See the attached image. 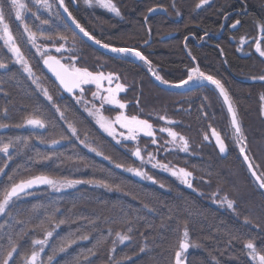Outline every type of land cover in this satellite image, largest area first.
<instances>
[{"label": "trees", "instance_id": "16d2710c", "mask_svg": "<svg viewBox=\"0 0 264 264\" xmlns=\"http://www.w3.org/2000/svg\"><path fill=\"white\" fill-rule=\"evenodd\" d=\"M70 1L73 17L96 39L113 47L141 51L152 68L170 83L187 79L191 67H199L219 79L232 99L243 140L237 141L222 99L211 85L184 91L164 90L152 80L144 62L98 50L69 26L75 35L68 36L66 41L59 39L57 30L64 20L57 0H48L50 9L34 0H24L29 9L24 23L36 34L41 52L69 64L71 57L76 56V67L118 76L119 81L109 85L104 80L102 87L115 88L117 82L125 85L126 90L118 94V99L126 107L101 108V101L93 97L97 91L94 84L83 85V92L65 95L44 72L43 60L28 41L23 25L15 20L14 12L9 18L6 11V22L17 45L22 47L18 42L23 41L30 46L26 59L32 76L15 62L16 58L0 41V62L7 65L0 68V124L7 125L0 128V144H12L11 133L15 130L24 133L21 148L28 164L25 174L18 178L11 168L6 179L0 180V194L11 186L10 180L6 182L9 177L19 183L34 176L102 180L112 190L89 183L61 191L46 184L33 186L38 189L31 191L37 192L32 198L22 201L14 198L10 204L6 211L10 217L8 226L0 222V249L7 250L11 239L18 245V253L13 254L15 264H23V257L30 256L33 250L32 241L44 239L47 232H52L37 264H174L186 229L187 240L195 245L183 253L186 264H253L244 244L251 240L257 249L264 250V192L253 182L241 159L240 148H245L255 171L264 178V102L260 99L264 96V81L253 79L264 75V57L254 48L261 37L259 25L264 24V0H210L200 9L196 8L199 0H113L120 16L99 7L95 0L92 6L84 0H75V7ZM156 7L164 9L163 12L148 15V9ZM235 20L240 25L230 30ZM41 21H47L46 26L39 25ZM241 38L246 41L241 43ZM60 44H64V49L57 52ZM43 89H48L52 102L45 98ZM86 109H100L110 120L120 112L147 119L153 125L157 143L152 144V137L142 133L137 141L123 140L119 133L126 135L127 130L116 124L117 139L121 140L118 144ZM161 115L174 123L166 124L159 119ZM28 118L42 119L45 127L27 125ZM69 122L77 129V135L69 131ZM161 127L184 136L188 151L181 152L176 145L166 143L171 137L160 132ZM50 130L54 131L51 140L46 138ZM213 130L224 137L223 155L213 140ZM52 138L60 141L57 147L52 146ZM86 138L112 162L89 151L81 143ZM176 143L180 144L179 140ZM137 146L145 160L152 153L155 156L152 163L159 161L176 170L184 168L191 172L188 179L192 187L168 171L153 168L152 163L141 165L131 155ZM64 147L76 149L87 158L88 167L74 174L33 167L36 162L30 158L31 153L62 152ZM14 151L16 147L12 144L9 152ZM3 156L0 153V161ZM116 163L142 167L157 183L116 168ZM225 198L233 202L232 208H228ZM59 202L62 207L56 208ZM246 220L250 223H245ZM109 230L127 232L138 241L143 252L139 249L131 257L115 256L107 242ZM85 236L88 238L83 239ZM69 241L72 242L67 246ZM62 245L65 251L60 252ZM39 247L36 245L35 249Z\"/></svg>", "mask_w": 264, "mask_h": 264}, {"label": "snow or ice", "instance_id": "6c2138e0", "mask_svg": "<svg viewBox=\"0 0 264 264\" xmlns=\"http://www.w3.org/2000/svg\"><path fill=\"white\" fill-rule=\"evenodd\" d=\"M36 4H39L43 6L46 9H50L51 5L48 3V0H34ZM85 4L92 6L93 0H84ZM210 3V0H199V3L196 5L197 9L202 8L205 5H208ZM60 7L64 9V12L68 14L69 20H71L72 24L75 25L77 29H79L80 33H83L85 37H87L88 40L93 41L95 44L99 45L100 47L104 49H108L109 51L113 53L120 54L122 56H128L131 55L140 61H143L144 64L148 65L149 71L152 73V75L155 77L157 81H159L161 84L168 85L170 87H185L188 84L192 83L195 87H204L205 82L207 85H213L215 88L219 91V94L221 97H223L224 104L227 105V110L231 115V125L235 130V135L237 138V141L243 140V133L241 129V125L237 119V113L235 110V107L233 105L232 99L229 96L228 91L225 89L224 85L221 83L219 79H216L213 75L206 74L205 72L201 71L199 67H191L188 69L187 72V79H182L176 84L170 83L168 80H165L161 75H159L151 66V61H149L141 51L136 50L135 48H127V47H113L110 46L107 43H102L100 40L96 39L94 35L90 34L77 20L75 17H73L72 13L68 10V8L64 4V0H59ZM95 4L98 5L101 8L106 9L107 11L115 14L116 16H120L121 12L117 5L113 3V0H95ZM174 6V5H173ZM157 9L150 8L148 11L154 12ZM6 11L7 15L10 18L12 13L15 14V20L19 21L23 27L24 32L27 34L28 41L33 45V47L37 48V53L41 56L44 65L47 67L48 71H50L53 76H55L56 80L59 82V85L69 93H72L74 89H80L81 92L84 91L83 85H95L97 88V91L93 93L94 99H99L101 101V108L104 107V105H112L115 108L119 109H125L126 104L121 102L120 99H118V94L124 92L125 85L122 83L117 82L115 85V88L108 87L103 88L102 82L104 80L108 81V84L111 85L114 80L119 81V77L109 73L107 76L104 75L102 72H92L89 71L87 68H79L76 67V61L77 57L72 56L71 60L72 63H61V60L56 58L55 56L48 55L46 52H41L40 48L36 45V34L31 31V29L28 27L26 23H24L25 20V14L29 11L27 4L24 2V0H0V41H3V44L5 47L8 48V51L12 53V55L16 58L15 62L17 64H20L23 68V70L28 73L29 77L32 76V69L28 63V60L25 58L24 54L22 53L20 47L16 43V38L14 37L9 23L6 22ZM180 13H177L179 15ZM33 16H36V13H32ZM37 19H40L39 16H36ZM42 23H47V21H41ZM240 23L239 20H237L232 26L236 27ZM259 31L261 33L260 39L257 40L255 45V51L259 53L261 57H264V47H262V43H264V24L259 25ZM43 35V34H42ZM44 39H50L51 37H43ZM59 39L61 40H67L66 36H60ZM245 39H241V43H244ZM64 49V44H60L58 47H56L57 52H61ZM239 50V49H238ZM191 55V53H189ZM193 59H195L193 57ZM7 65L5 63L0 62V68H6ZM253 79H259L264 81V75H261L259 77H253ZM33 83H36L37 88H40L39 83L34 80ZM106 93V94H104ZM43 95L45 98L49 101H53V97L49 94L48 89H43ZM261 101L264 102V96H261ZM79 102V101H78ZM55 107V105H53ZM93 108H95V105H93ZM57 111L59 112L60 109L57 108ZM88 111V114L90 116H93L96 119V123L99 125L101 129H103L109 136L113 138V140H116V143H121L120 139H117V133L114 128V125L118 124L120 128L126 129L127 134L119 133V135L122 137L123 140H130V141H137L139 139V134H143L146 137H152V144L157 143V139L155 136V133L153 131V125L147 120V119H141L136 115L127 116L123 112L118 113L114 119H108L106 118L100 109H96L95 111L91 109H86ZM262 114H264V103H262ZM61 118L64 119V115L61 112ZM160 120L165 121L166 124H172L173 121H170L167 119L166 116L161 115L159 117ZM26 124L31 125L33 127H39L44 128L45 124L42 119L40 118H28L26 119ZM7 127V125L0 124V128ZM68 129L72 132V134L75 136L77 135V129L73 126L71 122L68 123ZM162 133H167L169 137H171L170 141H167L166 143H171L176 145L179 148V151L181 152H187L188 151V141L185 139L184 136L180 135L179 133L173 131L169 127H161L159 129ZM213 135L216 136L217 143L219 146V151L221 153H224L226 150L225 144L223 140L220 139V136L218 133L213 130ZM207 139V136L205 137ZM177 140H179L180 144H177ZM43 142V141H42ZM60 141L53 140L52 144L56 145L59 144ZM81 143L84 144L86 148H88L89 151L95 152L97 156H103L104 159L111 161V158L104 155L102 151L98 150L97 148L93 147L90 143L87 142V138ZM12 146L11 142L9 143H3L0 144V153H3L5 156H8V159H11V156L9 155V148ZM240 152L242 155H244L245 161L248 160V156L245 154V148L241 147ZM131 155L136 157L138 160H140L141 165L145 163H152L153 160H155V156L152 153H148V159L145 160L142 156V149L137 146L134 150L131 151ZM5 167H7V164H5ZM116 168H122L124 171L132 173L135 176L140 177L141 179H147L150 180L153 184L157 183V181L146 171H143L142 167H131V166H125L120 163L115 164ZM153 168H160L164 171L170 172V174L174 177H177L181 180V183L187 185L189 188L192 187L191 182L189 181V177L192 176L191 172L186 171L184 168H180L179 170H176L174 167H169L168 164L161 163L159 161H156L155 163H152ZM249 169L252 170V165L249 163ZM4 173V168L0 167V174ZM252 175L256 178V180L259 183V186L261 188H264V178L257 175L255 171H252ZM9 180H11V177H9ZM80 183H89V184H95L96 186L105 187L109 190H112L111 185L108 183L102 181V180H88V181H81V180H54L49 178L48 176H34L29 179L21 180L19 183H12L10 187H7L4 189L3 193L0 194V214H5L7 209L9 208L10 204L13 203L14 198H19L21 193H24L26 189H29L33 187V185L37 184H46L50 186L55 191H61L62 189L66 188H72L75 187L77 184ZM160 187H164L163 184L160 185ZM225 202L227 203L228 208L233 207V202L231 200H227L225 198ZM63 223V221H61ZM245 223H250L249 221H245ZM131 231V229H129ZM53 235L52 232H47L44 239L40 240H33V250L31 252L30 256L23 257V264H37V261L40 257V253L44 251L45 245L48 243V238ZM185 239L181 240L179 243V250L175 252V264H183L182 255L185 251L188 250L190 246V242L187 240L188 232L185 229L183 233ZM117 238L119 239L120 243H124L125 241H128L131 239V236L124 234L121 235V233H116ZM88 237H83V239H87ZM72 241L68 242L67 246H70V243ZM39 245V250L35 249V246ZM244 248L248 251L249 258L251 261L254 262V264H264V250L257 249L256 245L251 241L248 240L244 244ZM58 251L63 252L65 251V245H62ZM143 251V249H141ZM0 252L3 253V258L0 259V264H15L13 254L18 253V245L13 242L11 239H9V248L7 250L0 249ZM49 261L52 260V257L50 256Z\"/></svg>", "mask_w": 264, "mask_h": 264}, {"label": "rangeland", "instance_id": "374dc122", "mask_svg": "<svg viewBox=\"0 0 264 264\" xmlns=\"http://www.w3.org/2000/svg\"><path fill=\"white\" fill-rule=\"evenodd\" d=\"M39 25L46 26L45 23H41ZM66 26H67V24L64 21V25L62 24L57 30L58 34L61 36H66V37H68V36L73 37V35H75V34L73 33L72 30L69 29L68 26L67 27ZM18 43L20 45H22V47H20V49H21L22 53L24 54L25 58H28L27 54L30 51L29 44L27 42L24 43L23 41H19ZM255 45H256V42L254 44V48H255ZM262 47H264V43H262ZM262 117L264 118V114H262ZM211 129H213V125L210 126V128L208 130L209 133L211 132L210 131ZM15 131L13 132V134L11 133V135H13L12 144H13V146L16 147V151H14L13 154H11L9 152L11 159H8V156H3L1 158L0 167L4 168V173L0 174V180L1 181L6 179L5 177H6V175L9 174V171L11 170V168H14V170H16V177L18 178L19 175L25 174L24 170L28 166L26 161H24V157H23L24 153H23V150L21 148L24 146V140H25L24 139V133L21 134L19 131L18 132L17 131L15 132ZM53 132H54L53 130L48 131L46 138H49L51 140V137H53ZM219 136H220L221 140H224L223 135L221 136L219 134ZM52 140H53V138H52ZM223 142H225V141H223ZM64 146H67V144ZM73 150H74V153H73ZM73 150L66 147L65 150H62V152L51 151V152L41 153L40 155H35V154L31 153L30 158L36 162V164L33 166L34 168H37V169H40L41 167H45L48 169L53 168L57 172H61V173L70 172V174H72V173L74 174L78 170H83L84 168H87L88 167L87 164H89V160L85 157L83 158L76 149H73ZM5 164H7V167H5ZM6 182H9V179H7ZM10 183L12 184V183H18V182L13 181V179H11L8 185H10ZM37 189L38 188H36V187L29 189V190L27 189V190H25L24 193L20 194L18 199L16 198L15 200L16 201H22V200L30 199V198H32V195H35L37 193V192H31V191H34ZM40 205H42V203ZM60 207H62L61 202L56 204V208H60ZM1 221L4 224V226H8V225H6L8 223V221H10V217H9L8 213L2 214L0 216V222ZM116 233L113 231H110V230L107 233V242L110 243V246L112 247L111 252L114 253L115 256L126 255V256L131 257V255L136 253L137 250L141 249L138 241H134L133 238H131L128 241H125L124 243H120L119 239L116 236ZM119 233H121V235H124V234L129 235L127 232H124V231H119ZM183 239H185V237H183ZM184 258H185V254L182 255L183 262H185ZM173 261L175 264V259ZM80 264H84V263H80ZM184 264H186V263H184Z\"/></svg>", "mask_w": 264, "mask_h": 264}, {"label": "water", "instance_id": "95a60500", "mask_svg": "<svg viewBox=\"0 0 264 264\" xmlns=\"http://www.w3.org/2000/svg\"><path fill=\"white\" fill-rule=\"evenodd\" d=\"M57 2H58V8L60 9L61 16H62L63 20H65L66 24H68V25L71 27V29L74 30V31L77 33V35H79V36H80L83 40H85L88 44L90 43L93 47H95V48L98 49V50H102L103 52H105V53H107V54H110V55H111V54L118 55V56L120 55V54H117V53H113V52L109 51L108 49H104V48L100 47L99 45L95 44L93 41L88 40L87 37H85V36L83 35V33H80V32H79V29H77V28L75 27V25L72 24L71 20H69V18H68V14L64 12V9H63L62 7H60L59 0H57ZM155 9H157V10L154 11V12H151V13L148 12V15H151L152 13H155V12H160V11L163 12V10H164V9H162V8H160V7H156ZM239 25H240V23H239L236 27L231 26L230 29H231V30H236V29L238 28ZM136 50H137V49H136ZM128 57H129L130 59L136 61V62H143V61H140L139 59H137V58H135V57H133V56H131V55H128ZM42 63H43V62H42ZM61 63H62V62H61ZM42 67H43L44 72H45L47 75H49V76L55 81V83L58 85V88H60V90H61L65 95L75 94V93L78 92L79 89H74L72 93L66 92V91H65V90L59 85V82L56 80L55 76H53V74H52L50 71H48V69H47V67L44 65V63L42 64ZM152 80H154V82H156V84H157L159 87H161L162 89H164V90L167 89V90H172V91H177V90H178V91H184V90H188V89L195 88V86H194L193 84H191V83L188 84V85L185 86V87H180V88L170 87V86H168V85L161 84L159 81H157V80L155 79V77H154L153 75H152ZM177 83H178V82H177ZM205 85H207L206 82H205ZM211 86H212L213 88H215V86H213V85H211ZM215 90L217 91V93H218V95H219V98L222 99L223 105H224V107H225V109H226V111H227L228 119L230 120V124H231V115H230V113H229L228 110H227V105L224 104L223 97L220 96L219 91H218L216 88H215ZM231 127H232V125H231ZM232 128H233V127H232ZM233 130H234V128H233ZM212 137H213V140L215 141L216 146L218 147V150H219V146H218V143H217L216 136H214L213 133H212ZM58 145H59V144L52 145V146H53V147H57ZM219 152H220V151H219ZM220 153H221V152H220ZM224 153H225V152H224ZM224 153H221V154L223 155ZM245 154H246V152H245ZM240 156H241V159H242L244 165L246 166V169H247V171L249 172V174H250V176H251L253 182H255V183L258 185V187L264 192V188H261V187L259 186L258 181H257L256 178L252 175V171H255V169H254V167H253V165H252V162L249 160V158H248L247 161H245V159H244V155L241 154ZM249 163H251V165H252V170L249 169ZM255 172L257 173V175H259L257 171H255ZM38 185H42V184H37V185H33V186H38ZM31 188H32V187H31ZM29 189H30V188H29ZM26 190H27V189H26ZM183 264H184V262H183Z\"/></svg>", "mask_w": 264, "mask_h": 264}, {"label": "flooded vegetation", "instance_id": "af4514ba", "mask_svg": "<svg viewBox=\"0 0 264 264\" xmlns=\"http://www.w3.org/2000/svg\"><path fill=\"white\" fill-rule=\"evenodd\" d=\"M71 2V4H72V6L73 7H75L76 6V2H75V0H71L70 1ZM64 4H65V6L68 8V10L72 13V9H70V5H69V3H68V0H64ZM72 15H73V13H72ZM65 21V20H64ZM237 20H235V22H236ZM235 22H233L232 24H230V26H229V29H230V27L235 23ZM67 26H69L68 24H67ZM70 27V26H69ZM239 27V26H238ZM71 28V27H70ZM238 29V28H237ZM231 30V29H230ZM260 39V38H259ZM206 86V85H205ZM204 86V87H205ZM80 90V89H79ZM78 90V91H79ZM70 96V95H69ZM251 260V259H250ZM185 263V262H184ZM252 263L254 264V262L252 261Z\"/></svg>", "mask_w": 264, "mask_h": 264}, {"label": "bare ground", "instance_id": "6f19581e", "mask_svg": "<svg viewBox=\"0 0 264 264\" xmlns=\"http://www.w3.org/2000/svg\"><path fill=\"white\" fill-rule=\"evenodd\" d=\"M172 84H176V83H172Z\"/></svg>", "mask_w": 264, "mask_h": 264}]
</instances>
